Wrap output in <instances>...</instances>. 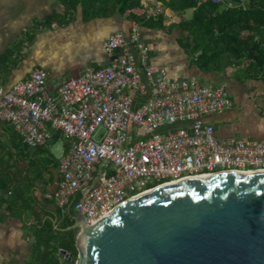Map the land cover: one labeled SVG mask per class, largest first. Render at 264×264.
<instances>
[{"label":"built area","instance_id":"obj_1","mask_svg":"<svg viewBox=\"0 0 264 264\" xmlns=\"http://www.w3.org/2000/svg\"><path fill=\"white\" fill-rule=\"evenodd\" d=\"M161 1L153 0L149 19H158ZM195 1L200 6L224 0ZM103 50L112 57L109 63L66 79L56 92L43 68L8 91L0 86V120L14 124L28 146L47 142V123L71 138L59 160L62 179L54 194L59 208L66 210L78 197L76 212L94 225L131 198L168 182L264 170V139H221L202 119L234 105L226 86L172 77L152 64L137 26L129 36L111 34ZM100 129L105 133L98 138Z\"/></svg>","mask_w":264,"mask_h":264},{"label":"crops","instance_id":"obj_2","mask_svg":"<svg viewBox=\"0 0 264 264\" xmlns=\"http://www.w3.org/2000/svg\"><path fill=\"white\" fill-rule=\"evenodd\" d=\"M167 1L157 4L161 10L155 19H162L165 26L155 27L147 21L130 20L120 9L112 15L92 17L81 3L73 16L67 14L63 0H0V86L8 91L43 68L48 72L50 89L56 92L66 79L109 63L112 57L103 50L105 40L116 32L129 36L137 26L150 47L152 64L165 67L172 77H196L202 84L229 89L234 105L202 118L215 126L219 138L264 139V80L247 79L241 67L223 64L221 69L204 70L195 64L176 26L191 15L175 12ZM141 2L149 13L153 0ZM189 11L192 14L193 10ZM50 16L53 20L48 24L37 25ZM46 125L47 142L31 148L14 124L0 120V182L3 190L14 192L21 188L19 191H26L47 210L55 211L61 209L54 198L62 179L59 160L70 148L71 138L50 123ZM59 142L61 154L56 156L54 146ZM24 233L33 244L34 238L24 230L23 223L0 209V264L9 260L11 245L17 244L19 249L25 243ZM11 256L13 264H26L28 259L19 250Z\"/></svg>","mask_w":264,"mask_h":264},{"label":"water","instance_id":"obj_3","mask_svg":"<svg viewBox=\"0 0 264 264\" xmlns=\"http://www.w3.org/2000/svg\"><path fill=\"white\" fill-rule=\"evenodd\" d=\"M152 189L94 225L75 214L65 229H79L76 264H264L263 173L208 174Z\"/></svg>","mask_w":264,"mask_h":264},{"label":"trees","instance_id":"obj_4","mask_svg":"<svg viewBox=\"0 0 264 264\" xmlns=\"http://www.w3.org/2000/svg\"><path fill=\"white\" fill-rule=\"evenodd\" d=\"M68 15H75L84 4L87 14L112 15L118 9L130 20L164 27L162 19L147 20L148 11L141 0H63ZM228 2L234 6L229 7ZM207 2L197 6L195 0H168L167 5L177 13L193 10L176 26L182 35V44L192 55L193 61L204 70L223 68V64L241 67L248 79L264 80V0ZM50 16L38 21L46 25ZM0 182V209L23 223L24 230L34 238L30 260L26 264H76L79 250V229H65L74 223L77 214L74 202L63 211L47 210L24 190H3ZM157 184H149L154 187ZM8 188V187H7ZM71 254L73 255L71 257Z\"/></svg>","mask_w":264,"mask_h":264},{"label":"rangeland","instance_id":"obj_5","mask_svg":"<svg viewBox=\"0 0 264 264\" xmlns=\"http://www.w3.org/2000/svg\"><path fill=\"white\" fill-rule=\"evenodd\" d=\"M187 15L190 16V15H191V12L188 11V12H187ZM104 133H105V130H104V129H100L99 132L97 133V137H98V138H101V136H102ZM60 146H61L60 142H59L58 145L54 146V147H55V148H54V152H55L56 156H60V154H61V151L58 150V148H59ZM26 235H27V234H26ZM26 235H25V233L22 235V238L25 239V243H24V244H21V246H20L19 249L16 247L17 244H13V245H11V246H13V247L10 249V252H9V260L6 261L5 264H13V263H14V262L12 263V261H14V259L12 258L11 255L17 254V253H18V250H19L20 252H22V254L25 253V255H26L27 258H28V259H27V262L30 260V257H29V254H30V251H31V250H30V247H31V245H32L33 240H32L31 238H30V240H29V237L26 236ZM24 251H25V252H24ZM23 252H24V253H23ZM20 260H21V262H26V261L23 260V258H21Z\"/></svg>","mask_w":264,"mask_h":264},{"label":"bare ground","instance_id":"obj_6","mask_svg":"<svg viewBox=\"0 0 264 264\" xmlns=\"http://www.w3.org/2000/svg\"><path fill=\"white\" fill-rule=\"evenodd\" d=\"M255 173H263L264 174V170H261V171H255ZM228 174V173H227ZM203 176H205V175H203ZM200 177H202V176H195V177H190V178H188V179H196V178H200ZM175 182H179V181H172V182H168V183H165V184H163V185H160L161 187H163V186H166V185H169V184H171V183H175ZM151 190H153V189H150V190H148V191H145L144 193H142V194H140V195H143V194H146V193H148V192H151ZM91 228V227H90Z\"/></svg>","mask_w":264,"mask_h":264}]
</instances>
